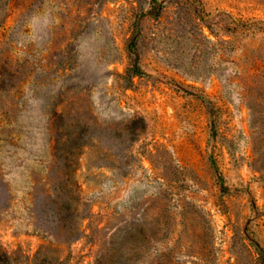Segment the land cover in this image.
Masks as SVG:
<instances>
[{"label":"rangeland","instance_id":"rangeland-1","mask_svg":"<svg viewBox=\"0 0 264 264\" xmlns=\"http://www.w3.org/2000/svg\"><path fill=\"white\" fill-rule=\"evenodd\" d=\"M0 264H264V0H0Z\"/></svg>","mask_w":264,"mask_h":264}]
</instances>
